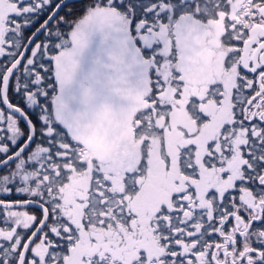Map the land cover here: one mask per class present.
Wrapping results in <instances>:
<instances>
[{"label":"snow or ice","instance_id":"obj_1","mask_svg":"<svg viewBox=\"0 0 264 264\" xmlns=\"http://www.w3.org/2000/svg\"><path fill=\"white\" fill-rule=\"evenodd\" d=\"M0 264H264V0H0Z\"/></svg>","mask_w":264,"mask_h":264}]
</instances>
